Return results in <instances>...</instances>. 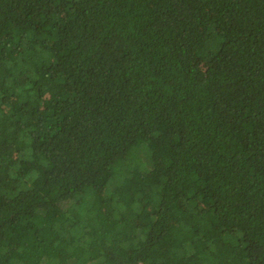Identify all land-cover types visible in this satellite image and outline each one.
Returning <instances> with one entry per match:
<instances>
[{"label": "trees", "instance_id": "obj_1", "mask_svg": "<svg viewBox=\"0 0 264 264\" xmlns=\"http://www.w3.org/2000/svg\"><path fill=\"white\" fill-rule=\"evenodd\" d=\"M0 264H264V0H0Z\"/></svg>", "mask_w": 264, "mask_h": 264}]
</instances>
